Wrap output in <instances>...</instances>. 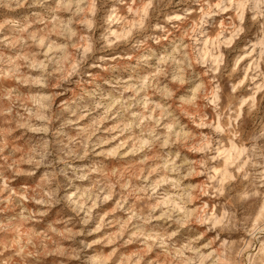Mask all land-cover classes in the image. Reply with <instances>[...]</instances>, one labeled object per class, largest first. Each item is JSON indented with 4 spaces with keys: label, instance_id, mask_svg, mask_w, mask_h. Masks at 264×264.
I'll use <instances>...</instances> for the list:
<instances>
[{
    "label": "clouds",
    "instance_id": "clouds-1",
    "mask_svg": "<svg viewBox=\"0 0 264 264\" xmlns=\"http://www.w3.org/2000/svg\"><path fill=\"white\" fill-rule=\"evenodd\" d=\"M0 264H264V0H0Z\"/></svg>",
    "mask_w": 264,
    "mask_h": 264
}]
</instances>
